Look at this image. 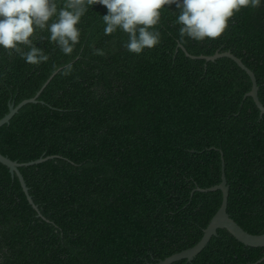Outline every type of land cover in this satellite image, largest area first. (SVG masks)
I'll return each instance as SVG.
<instances>
[{
  "label": "trees",
  "instance_id": "obj_1",
  "mask_svg": "<svg viewBox=\"0 0 264 264\" xmlns=\"http://www.w3.org/2000/svg\"><path fill=\"white\" fill-rule=\"evenodd\" d=\"M107 14L88 9L72 56L47 31L34 42L50 57L39 66L0 47V118L42 88L0 126V153L18 162L53 155L18 167L37 209L0 162V264H155L192 246L221 202L219 190H192L220 181V152L226 211L264 232V114L244 97L250 79L228 57L176 48L230 50L253 71L264 105V0L204 41L181 39L179 9L166 5L161 43L140 55L122 30L104 34ZM263 254L219 228L192 260L170 264H250Z\"/></svg>",
  "mask_w": 264,
  "mask_h": 264
},
{
  "label": "clouds",
  "instance_id": "obj_2",
  "mask_svg": "<svg viewBox=\"0 0 264 264\" xmlns=\"http://www.w3.org/2000/svg\"><path fill=\"white\" fill-rule=\"evenodd\" d=\"M262 0H0V47L11 56L18 54L26 63L39 66L49 56L35 41L45 37L65 56H72L80 43L82 31L77 25L88 9L101 4L108 9L102 17L104 34L112 35L118 29L128 35L124 47L140 55L145 49L158 46L161 33L157 25L161 10L173 4L179 9L176 23L181 25L180 38L196 41L220 38L229 28L230 21L243 8H259ZM27 49V51L25 50ZM94 54L105 56L102 49ZM55 67V66H54ZM72 63H65L61 72L70 75Z\"/></svg>",
  "mask_w": 264,
  "mask_h": 264
},
{
  "label": "water",
  "instance_id": "obj_3",
  "mask_svg": "<svg viewBox=\"0 0 264 264\" xmlns=\"http://www.w3.org/2000/svg\"><path fill=\"white\" fill-rule=\"evenodd\" d=\"M176 48H181L184 51L185 55L190 57V58H202V59H205L207 61L208 60L212 61L218 57L224 56V57H228V58L232 59L242 70H244L246 72V74L248 75L250 82H251L250 89L245 92L244 97L249 96L252 98L255 106L259 110V116L264 114V105L261 103V101L259 100V97H258V85H257L256 78H255L253 71L249 67H247L242 62V60L239 57H237L235 54H233L230 50H223V51L216 50L213 54H210V55H205V54L194 55V54L189 53L185 49V47L179 42H177ZM54 73L55 72H53L49 76L47 81H49V79L53 76ZM47 81L42 85V87L47 83ZM40 90L37 91L34 94V96L22 99L17 104H14L13 102H9L8 103V111L0 118V126L4 123H7L9 121V119L11 118V116L23 104H25L27 102H35ZM52 156L53 155H49L46 157H39L33 161H28V162H18L16 160H12L8 156L0 153V162L8 167V170L12 176H14V174H16V176L19 180L20 186H21V188H22V190L26 196V199L28 200V202L32 205V207L34 209H37V206L34 204L32 198H31V195L28 193V187H27L25 180H24L21 172L19 171L18 167L22 166V165L37 163V162L43 161L47 158H50ZM220 159H221L220 181L218 183L213 184V185L208 186V187L196 186L192 190V192L194 190L202 191V192L219 190L221 192L220 205L217 208V210L215 211V213L209 219L207 225L203 228V233H202L200 239L190 247H187V248L182 249L180 251L174 252V253H172V254H170V255L162 258V259H159L157 262H155V264H170V263H172L176 260H180V259H186L188 261L192 260L194 258V256L204 248V246L207 244V242L209 241L211 236L217 234V229H219V228L226 229L236 240L243 243L244 245L256 246V247L264 246V232L259 233V234H254V233H250V232L246 231L233 218H231L230 215L228 214V212L226 211L229 186L226 182V177H225V173H224V160H223L222 152H220ZM38 215H41V214L38 212ZM263 259H264V254L260 258H258L256 261L251 262L250 264H256V263L262 261Z\"/></svg>",
  "mask_w": 264,
  "mask_h": 264
}]
</instances>
